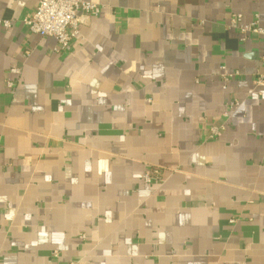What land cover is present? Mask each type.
I'll return each instance as SVG.
<instances>
[{"label":"crops","instance_id":"crops-1","mask_svg":"<svg viewBox=\"0 0 264 264\" xmlns=\"http://www.w3.org/2000/svg\"><path fill=\"white\" fill-rule=\"evenodd\" d=\"M39 1L0 0V264H264V0H89L66 54Z\"/></svg>","mask_w":264,"mask_h":264},{"label":"built area","instance_id":"built-area-1","mask_svg":"<svg viewBox=\"0 0 264 264\" xmlns=\"http://www.w3.org/2000/svg\"><path fill=\"white\" fill-rule=\"evenodd\" d=\"M102 11L103 6L89 0H40L36 9L27 14L22 23L31 34L55 39L58 44L56 51L66 54L71 51L73 43L79 38L81 25L88 19L98 17ZM13 24L11 20H0V28L5 31L12 29ZM231 24L239 30L242 41H245L249 35L264 38V27L260 25L259 17H256L251 24H244L243 17L236 15L232 18ZM222 70L225 81L243 76L239 71L228 73L224 67ZM11 72L19 74L20 70L13 68ZM256 76V85L264 88V53L261 57V69ZM8 85L13 87L14 83L9 82ZM237 105L236 100L230 102L224 114L226 120L230 118V113ZM226 124L227 121L208 128L202 135L203 141L218 139L225 131ZM144 179L147 183H160L162 181L160 170H149ZM55 257L57 258L58 255Z\"/></svg>","mask_w":264,"mask_h":264}]
</instances>
